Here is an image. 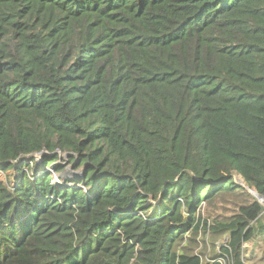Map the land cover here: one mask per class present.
Instances as JSON below:
<instances>
[{
  "label": "trees",
  "instance_id": "trees-1",
  "mask_svg": "<svg viewBox=\"0 0 264 264\" xmlns=\"http://www.w3.org/2000/svg\"><path fill=\"white\" fill-rule=\"evenodd\" d=\"M65 164L78 173L59 185ZM9 170L0 264H247L264 230L244 189L264 197V0H0ZM235 194L237 213L212 215ZM201 231L221 253L185 251Z\"/></svg>",
  "mask_w": 264,
  "mask_h": 264
},
{
  "label": "rangeland",
  "instance_id": "rangeland-1",
  "mask_svg": "<svg viewBox=\"0 0 264 264\" xmlns=\"http://www.w3.org/2000/svg\"><path fill=\"white\" fill-rule=\"evenodd\" d=\"M30 158L26 157L24 161H28ZM36 161L40 160L39 156H35ZM16 164V163H15ZM17 165V164H16ZM38 165V164H37ZM38 167V166H37ZM35 167V168H37ZM35 168L32 169L34 172ZM66 169V171H64ZM64 170L60 172L59 174H53L54 181L58 179L59 176H61L63 179L67 181H75L77 171L72 170V165H64ZM17 172L13 170H9L6 173L0 172V181H2L5 184L8 185H15L14 182L16 181V175ZM59 181V180H58ZM237 183H241L240 180H236ZM60 183L59 185H62V182H55ZM253 190V189H251ZM252 199H255L253 196L250 195ZM238 196L235 194L230 199H228L229 202L226 203H216V206L213 208L212 215H233L237 213L238 207L241 204L239 201H237ZM256 200V199H255ZM264 207V203H260ZM148 205H152L154 207H158V202H152L150 201ZM151 209L149 211V214H152L154 212V209ZM208 208H202L201 216L203 218L207 217ZM190 235L187 234L184 236L183 241V247L185 251H188L190 253L199 254L204 259H209L210 257L215 256L217 253H221V246L224 245L226 242L225 237H212L208 234H203V232H199V234L193 238L192 241H190ZM243 259L246 261L247 264H264V230L261 233L260 240L252 241L251 243L245 244L243 246Z\"/></svg>",
  "mask_w": 264,
  "mask_h": 264
},
{
  "label": "water",
  "instance_id": "water-1",
  "mask_svg": "<svg viewBox=\"0 0 264 264\" xmlns=\"http://www.w3.org/2000/svg\"><path fill=\"white\" fill-rule=\"evenodd\" d=\"M244 189L251 195L253 196L256 201L258 202H264V197L259 196L254 190L249 189L247 186H244Z\"/></svg>",
  "mask_w": 264,
  "mask_h": 264
},
{
  "label": "built area",
  "instance_id": "built-area-1",
  "mask_svg": "<svg viewBox=\"0 0 264 264\" xmlns=\"http://www.w3.org/2000/svg\"><path fill=\"white\" fill-rule=\"evenodd\" d=\"M53 180H54V178H53ZM54 182H59V181H58V179H56V181H54ZM259 203H264V202H259Z\"/></svg>",
  "mask_w": 264,
  "mask_h": 264
}]
</instances>
